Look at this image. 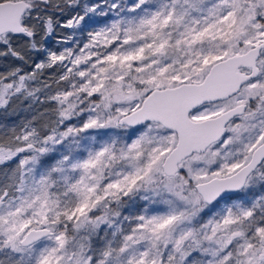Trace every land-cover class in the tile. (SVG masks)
<instances>
[{"label":"snow or ice","instance_id":"6c2138e0","mask_svg":"<svg viewBox=\"0 0 264 264\" xmlns=\"http://www.w3.org/2000/svg\"><path fill=\"white\" fill-rule=\"evenodd\" d=\"M0 264H264V0H0Z\"/></svg>","mask_w":264,"mask_h":264}]
</instances>
